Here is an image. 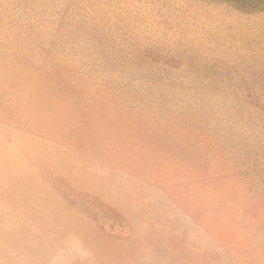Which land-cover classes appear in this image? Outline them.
<instances>
[{
  "label": "rangeland",
  "instance_id": "374dc122",
  "mask_svg": "<svg viewBox=\"0 0 264 264\" xmlns=\"http://www.w3.org/2000/svg\"><path fill=\"white\" fill-rule=\"evenodd\" d=\"M260 2L0 0V264H264Z\"/></svg>",
  "mask_w": 264,
  "mask_h": 264
},
{
  "label": "trees",
  "instance_id": "16d2710c",
  "mask_svg": "<svg viewBox=\"0 0 264 264\" xmlns=\"http://www.w3.org/2000/svg\"><path fill=\"white\" fill-rule=\"evenodd\" d=\"M257 1V3H261L260 2V0H256ZM245 3H248V4H250V2H247V1H244ZM251 3H253V2H251ZM241 5V4H240ZM243 5H245L244 3H243ZM242 6V5H241ZM250 6H252V4H250ZM244 7V6H243Z\"/></svg>",
  "mask_w": 264,
  "mask_h": 264
}]
</instances>
